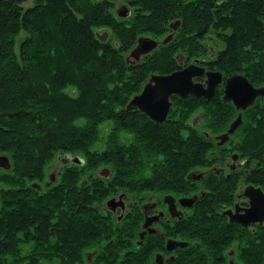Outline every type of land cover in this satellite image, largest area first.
I'll return each mask as SVG.
<instances>
[{
  "label": "trees",
  "instance_id": "trees-1",
  "mask_svg": "<svg viewBox=\"0 0 264 264\" xmlns=\"http://www.w3.org/2000/svg\"><path fill=\"white\" fill-rule=\"evenodd\" d=\"M25 1L0 0V152L11 161L0 169V264H145L154 241L135 243L138 203L148 192L194 191L188 173L211 163L214 141L185 121L195 96L176 97L162 122L127 103L151 73L178 67L179 48L205 50L198 39L209 27L225 42L218 67L264 83V0H131L138 13L129 19L116 16L114 0ZM175 15L185 19L183 40L127 60L138 35L162 36ZM226 114L216 107L208 131H222ZM236 135V148L255 162L245 180L264 187L263 102L249 107ZM62 154L83 162L64 164L45 184ZM104 166L109 177L97 173ZM238 179L207 177L206 193L179 221L189 243L166 264H264V224L253 231L222 211ZM122 190L136 203L117 221L103 205Z\"/></svg>",
  "mask_w": 264,
  "mask_h": 264
},
{
  "label": "flooded vegetation",
  "instance_id": "flooded-vegetation-1",
  "mask_svg": "<svg viewBox=\"0 0 264 264\" xmlns=\"http://www.w3.org/2000/svg\"><path fill=\"white\" fill-rule=\"evenodd\" d=\"M124 1L125 2L118 3L117 6L115 3L113 11L118 18H126V19L132 18L135 14L138 13V9L131 2V0H124ZM223 1H227V0H223ZM118 11L126 15H120ZM214 30H215L214 27H209L207 30H205V33L203 34L204 38L198 39L199 42L202 44V46L205 48V50L201 48L199 49L193 48L189 50L187 47H181L175 53V60H176V64L178 65L177 68H183L189 64H194V65L203 66L205 70H220L222 72V80L216 85L214 93L210 98H206L204 96H197L196 94L191 92L187 93L185 96L174 94L171 97L172 104L168 111L167 117L166 119L163 120L165 121L169 118L172 110L174 109L173 107L176 97L186 98L191 95L197 97L198 101L196 102L195 100L194 107L186 108L185 110L186 106L184 105L183 109L185 111L184 110L183 111L185 112V114L189 112V115L186 117L185 121L194 127L202 129L208 137L213 139L214 147L211 150L212 161L208 165H204V166L200 165L193 168L198 173L201 172L203 174L201 178L192 179L193 181H195L194 183H196V189H194V191L186 195L183 194L178 195L173 193L177 198V200L175 201L178 212L177 215L173 216L171 215L170 211H168V204L164 201V197L165 194H167V192L164 193L148 192L146 194L147 198L138 203L140 209L142 210L143 217L140 222V227L136 230L137 237L135 238V243L139 245L143 243V241H145L147 236L151 237L152 235H153L152 241H154L153 243H151L152 241H150L151 245H153L150 249L152 252L150 251L149 259L145 264H166L169 259H174L179 253L182 252L183 246L176 245V242H172V245L174 247L169 249L167 247V241L169 238H173L176 240H186L183 237V233H182L183 227L181 223H179V221L182 220L186 211L189 210L191 207H193L195 202L199 199L200 194L206 193L205 182L208 176L214 175V176H218L219 178L221 176L239 178L234 186V195L232 202L222 207V211L227 215L229 221H230V216L225 212V210L232 209L233 211H235L236 207L238 206L240 212H242L244 210V207H247L249 205V197L243 193L245 187L248 184L260 186L264 190V187L261 184L248 182L245 180V174L248 173L251 170V168L255 166V162L249 161V157L244 156L242 152L236 148V144L239 143L236 133L238 130H240L243 127L249 107L256 104L259 101L264 103V96L257 95L254 103L247 106L246 108L237 107L233 100L224 98L227 78L234 74H243L247 76V78L255 86H260L263 85L264 83L261 84L254 83L244 70L227 72L226 70L218 67L219 63L217 62V59L220 56L221 49L225 47V42L223 38L220 37L217 34V32H215ZM185 31H186V24L184 17L181 15H175L168 21L167 31L162 36H158V35L156 36L147 33L140 34L137 36L136 42L130 48V50L135 46L138 38L142 35L150 36L159 40L158 45L155 47L157 48L160 46V44H165L173 40L175 37L183 40V35H187ZM197 33H199V31H195L192 34L195 35ZM166 38H169L168 41H165ZM130 50L127 52V56H126L129 62L141 61L143 60V58H145L146 55H148L153 51L151 50L150 52L143 54L140 57V59L136 60L133 57L128 58ZM160 73H167V72H160ZM206 78H207L206 74L203 73L201 75H196L193 79L194 81L204 82ZM201 98L210 100L211 105L210 106L208 105V107L201 105V100H200ZM216 107H221V109H223L224 111L226 110L227 112L225 117L226 120L221 126L223 127L222 131L211 133L208 131V129H213L215 126L213 124V119H214V111ZM209 112H211L210 118L207 115V113ZM239 115L241 116V122L237 126L235 132L231 133L229 137H227L222 142H220L222 138H218L216 137V135L227 131L231 126L232 121L235 120ZM158 122H162V121H158ZM208 122H211V125H209ZM65 156L68 159L67 164H70L71 161H73L70 157L71 154H67ZM97 173L103 175L104 177H109L111 174V169L102 167L97 171ZM56 175H57V171L56 172L48 171L44 183L46 184L51 180H54ZM135 195L136 193H130L125 190H122L116 194L109 196L108 198L113 197V200L110 203L107 202L108 198L104 201L103 207L105 212L110 211L113 214V216L117 219V221L123 220L128 210L132 209L131 206L132 201L136 203ZM192 195L196 196V200L192 206H184L178 200V198L181 196H192ZM146 216H152V219L148 221L147 226H144ZM233 222H238V221H233ZM262 224H264V220L263 222H258V221L252 222L246 227H250L254 231L258 225H262ZM143 230L146 231V233L145 236L142 238L140 236V232ZM227 252L230 260L233 261L237 249L232 247L228 249ZM90 253H88V255H90Z\"/></svg>",
  "mask_w": 264,
  "mask_h": 264
},
{
  "label": "water",
  "instance_id": "water-1",
  "mask_svg": "<svg viewBox=\"0 0 264 264\" xmlns=\"http://www.w3.org/2000/svg\"><path fill=\"white\" fill-rule=\"evenodd\" d=\"M120 15H126L118 11ZM96 35L102 40H106L109 31L96 30ZM166 38L165 41H168ZM159 43L156 38L142 35L138 38L135 46L130 50L128 58L140 59V57L153 50ZM205 73L207 78L204 82L194 81L196 75ZM222 80V72L220 70H205L203 66L189 64L183 68H177L167 73H152L149 79L144 83L140 92L133 94L127 105L137 106L141 111L150 115L156 121H163L166 119L170 106L172 104L171 97L174 94L185 96L191 92L197 96H204L210 98L214 93L216 85ZM257 95L264 96V84L255 86L247 76L243 74H234L227 78L225 87L224 98L233 100L237 107L246 108L254 103ZM241 122V116L239 115L232 121L231 126L225 132L216 135L218 138H222L220 142L235 132L237 126ZM77 162H82L83 159L79 155L72 157ZM0 167L10 168L11 161L8 154L0 153ZM108 168V167H103ZM203 174L198 173L196 170H191L188 173V177L192 179L201 178ZM249 197V205L244 207V210L240 212L239 207L236 210L227 209L225 212L230 216V221H238L244 226H248L252 222H263L264 220V190L260 186L248 184L243 192ZM113 197L108 198L107 202L110 203ZM177 198L173 193L165 194L164 201L168 204V211L171 215L178 214L176 201ZM178 200L184 206H192L196 200V196H181ZM152 219V216H146L144 226L148 225V221ZM146 231H141L140 236L143 238ZM172 242H176V245L186 246L188 240H176L169 238L167 241V247L173 248ZM158 256V255H157Z\"/></svg>",
  "mask_w": 264,
  "mask_h": 264
},
{
  "label": "rangeland",
  "instance_id": "rangeland-1",
  "mask_svg": "<svg viewBox=\"0 0 264 264\" xmlns=\"http://www.w3.org/2000/svg\"><path fill=\"white\" fill-rule=\"evenodd\" d=\"M32 1L33 0H27V1H25L24 2V4L25 5H29V4H31L32 3ZM115 3H116V6L118 5V3H120V2H125L124 0H115L114 1ZM108 126L109 125H104V127H103V131L104 132H107L108 130H109V128H108ZM74 155H78V154H74ZM61 157H62V159H61ZM63 154L62 155H60V157H56L51 163H49L48 164V166H47V173H48V171L49 172H56V171H58L59 170V168H61L64 164H66V163H68V162H64L63 161ZM0 169H3V168H0Z\"/></svg>",
  "mask_w": 264,
  "mask_h": 264
}]
</instances>
